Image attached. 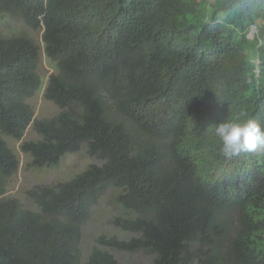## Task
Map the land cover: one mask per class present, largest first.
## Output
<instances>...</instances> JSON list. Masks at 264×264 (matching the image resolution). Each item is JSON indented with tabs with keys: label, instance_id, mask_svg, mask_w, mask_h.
I'll list each match as a JSON object with an SVG mask.
<instances>
[{
	"label": "trees",
	"instance_id": "obj_1",
	"mask_svg": "<svg viewBox=\"0 0 264 264\" xmlns=\"http://www.w3.org/2000/svg\"><path fill=\"white\" fill-rule=\"evenodd\" d=\"M8 15L46 30L44 45L0 31V264H132L124 252L264 264V157L227 159L215 134L223 120H264V0H0ZM43 48L57 66L44 96L60 112L39 119ZM30 125L41 138L21 145L29 166H60L85 145L102 161L31 187L37 210L4 196L21 165L7 137ZM105 198L132 236L102 234L81 257L83 225Z\"/></svg>",
	"mask_w": 264,
	"mask_h": 264
},
{
	"label": "rangeland",
	"instance_id": "obj_2",
	"mask_svg": "<svg viewBox=\"0 0 264 264\" xmlns=\"http://www.w3.org/2000/svg\"><path fill=\"white\" fill-rule=\"evenodd\" d=\"M45 30L46 28L43 26L40 29H33L28 26L24 20L10 15L3 17L0 20V31L4 35L14 36L25 34L32 37L41 45H44L43 39ZM211 53H213L212 48L208 50L206 54ZM38 71L43 78V87L30 98V103L35 108L36 118L42 119L44 117H53L60 112V109L53 101L45 98L44 88L49 82L50 75L57 71V66L56 63L53 60H50L49 56L46 55L44 48L41 61L39 62ZM211 72V66L206 67V72L204 71L203 77L205 86L214 78V74H211ZM254 120L264 126V120L261 116L260 118L254 116ZM38 138H40V135H38L37 130L34 129L33 125L29 127L22 140H15L12 137H7L10 146L20 158L21 165L17 174L10 179L6 194L8 196L21 198L29 207L36 210L38 209L36 204L31 199L27 198L26 194V190L30 185L33 184V186H35V183L38 182H48L49 184H53L63 180H70L77 173L88 168L90 164H98V162H102L98 158L89 155L85 145L76 153L65 154L60 166L52 167L48 170L45 168L29 166L31 157L29 154L23 152L21 144L24 140ZM120 206L121 205H118L110 198H105L104 201L98 202L93 206L89 219L83 225V237L80 246L81 257H89L93 245L96 244V237L102 234L116 236L120 239H129L132 236L131 233H124L123 230L112 224L117 217L127 215V213L122 212ZM114 254H118L117 250H114ZM119 257L120 260L132 262V264H152L151 257L135 252H124L122 256L119 255Z\"/></svg>",
	"mask_w": 264,
	"mask_h": 264
},
{
	"label": "clouds",
	"instance_id": "obj_3",
	"mask_svg": "<svg viewBox=\"0 0 264 264\" xmlns=\"http://www.w3.org/2000/svg\"><path fill=\"white\" fill-rule=\"evenodd\" d=\"M29 127L27 128L25 134L21 139H15V140L24 139ZM215 134L220 138V141L222 143L220 149L221 154L227 159L236 157L242 152L252 153L250 159H259L261 157H264V126H262L258 121L254 119H248L242 122H232L228 120H223L222 122L216 123ZM38 139H30L24 141H32ZM27 154L30 155L31 157L30 161H32L34 159L32 153H27ZM20 164H21V160H20ZM44 183H46L49 186H56L59 184V182L53 184H49L48 182H38L35 183L36 184L35 186ZM31 187H34L33 184L30 185V187L26 190V193H28V190L31 189ZM5 195L7 194L5 193L4 196Z\"/></svg>",
	"mask_w": 264,
	"mask_h": 264
},
{
	"label": "built area",
	"instance_id": "obj_4",
	"mask_svg": "<svg viewBox=\"0 0 264 264\" xmlns=\"http://www.w3.org/2000/svg\"><path fill=\"white\" fill-rule=\"evenodd\" d=\"M257 33H258V25L255 23L250 27L248 36L250 38H254L257 35Z\"/></svg>",
	"mask_w": 264,
	"mask_h": 264
}]
</instances>
